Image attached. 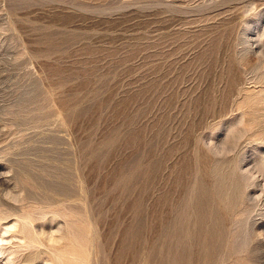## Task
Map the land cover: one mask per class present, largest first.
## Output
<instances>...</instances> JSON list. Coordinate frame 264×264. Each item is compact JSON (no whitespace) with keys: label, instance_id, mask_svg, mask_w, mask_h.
Listing matches in <instances>:
<instances>
[{"label":"rangeland","instance_id":"obj_1","mask_svg":"<svg viewBox=\"0 0 264 264\" xmlns=\"http://www.w3.org/2000/svg\"><path fill=\"white\" fill-rule=\"evenodd\" d=\"M75 261L264 264V0H0V264Z\"/></svg>","mask_w":264,"mask_h":264},{"label":"bare ground","instance_id":"obj_2","mask_svg":"<svg viewBox=\"0 0 264 264\" xmlns=\"http://www.w3.org/2000/svg\"><path fill=\"white\" fill-rule=\"evenodd\" d=\"M83 255V254H82ZM52 260V259H51ZM52 262V261H51ZM59 263H61V262H59ZM75 263H76V261H75ZM70 264H74V263H70ZM77 264V263H76ZM84 264V263H83Z\"/></svg>","mask_w":264,"mask_h":264}]
</instances>
